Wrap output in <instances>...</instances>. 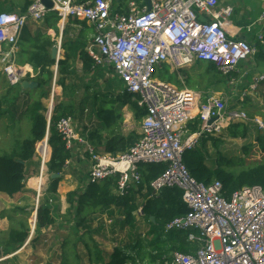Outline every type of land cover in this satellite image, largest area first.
<instances>
[{"label":"built area","instance_id":"1","mask_svg":"<svg viewBox=\"0 0 264 264\" xmlns=\"http://www.w3.org/2000/svg\"><path fill=\"white\" fill-rule=\"evenodd\" d=\"M219 1L151 0L149 10L144 2L131 0L129 12L119 14L113 11L114 0L81 4L51 0V9L34 0L23 14L0 13V73L11 88L27 80L15 62L23 31L29 23H40L56 13L62 25L77 20L92 27L94 34L86 51L95 68H111L125 92L140 97L139 106L147 112L141 122L142 137L121 156L97 154L78 136L71 116L60 118L56 130L67 151H74L78 144L89 154L90 184L118 176L115 193L119 198L143 185L142 166H167L150 188L157 195L164 190H180L190 213L169 222L165 231L184 233L196 248L191 253L174 251L151 264H264V188L244 187L227 199L220 182L200 183L184 164L185 154L197 149L202 140L220 139L235 125L258 126L264 135V122L241 108L230 110L218 95L179 89L157 79L158 69L165 64L177 71L197 62L212 63L228 77L256 55L257 50L246 39L230 32L234 7H220ZM256 1L262 4V12L246 28L248 33L256 24L264 23V0ZM55 77L48 110L56 95ZM255 81H264V76L257 75ZM228 83L234 86L235 80ZM257 92L258 85L252 84L251 92L244 91L241 100ZM40 148L47 147L39 143L43 179L46 162ZM42 191L40 186L39 202Z\"/></svg>","mask_w":264,"mask_h":264},{"label":"trees","instance_id":"2","mask_svg":"<svg viewBox=\"0 0 264 264\" xmlns=\"http://www.w3.org/2000/svg\"><path fill=\"white\" fill-rule=\"evenodd\" d=\"M33 3L29 1L24 12ZM48 18L54 19L56 22L53 28L57 34L59 29L56 24L59 22L57 14L53 13ZM86 26V23L82 22ZM25 31V30H24ZM26 34V32H24ZM22 37V36H21ZM81 42L79 47L80 60L83 63V72L85 75L92 73L94 70V62L88 55L85 47L84 35H80ZM22 39V38H21ZM33 42L32 50L29 52L30 57L28 64H30L35 71V76L27 80L34 81L38 87L34 90L37 92V98L30 103L24 110L23 117L32 121L31 137L22 142L20 147H16L12 153H5L0 155V194L9 198L22 195L27 190L28 181V167L36 157V145L45 140L48 135V145L51 150V157L47 163L49 173L62 175L66 161L70 158V152L66 150L65 144L56 130V124L62 117L73 116L75 108L78 109L80 103L78 102V92L84 84L75 77L76 70L70 66L71 58L66 56L64 60L58 62V81L57 85L63 89V96L67 102L65 104L56 103L53 110L51 121L48 122L46 113L48 109L42 103L43 99H47L50 89L53 85L54 72L51 70L56 62L51 59L50 50L55 45L51 39L38 35L36 38L30 39ZM66 28L63 33L62 48H66ZM262 47V46H261ZM263 49V48H262ZM263 51V50H262ZM260 51V54L262 53ZM158 79L170 84H176L182 87L180 80H184L183 87L191 90H208L213 89L214 86L223 84V75L217 70L212 63L199 62L194 68H186L182 70H175L171 72L168 65H163L157 71ZM210 87V88H209ZM88 89V88H87ZM86 89V91H87ZM216 90V89H214ZM219 91V90H218ZM217 91V92H218ZM140 97L136 94L119 95L112 103L119 104L120 108L128 106L133 112L137 121H141L146 115V110L139 106ZM77 106V107H76ZM113 108L102 109L99 114V120L103 122L104 128L107 130L113 129L119 122L122 121V115L117 114ZM77 117V116H76ZM15 120V119H11ZM228 133L232 139L248 138V129L243 125L231 126ZM92 134V138H94ZM113 141L112 143H114ZM207 140H204L202 146ZM111 143V144H112ZM116 144V143H115ZM200 146V148L202 147ZM255 147V145H253ZM256 146L260 151H251V148H245L244 157H234L232 159L221 158L219 161L215 160L209 165L208 157L206 159L205 150L195 149L187 152L184 156V164L189 170L191 176L198 182L204 184H211L213 182H220L223 186V193L229 199L235 192L244 187L260 186L264 188V138L258 137ZM110 147V146H109ZM41 150V148H40ZM49 150V156H50ZM112 150L119 151L113 148ZM256 152V154H255ZM258 156L262 159H258ZM115 157V156H114ZM207 160V161H206ZM167 169L166 165H149L142 166L141 173L143 177V185L138 189L139 191H131L125 198L117 197L115 191L117 189L118 176L109 178L103 182L90 184L88 183L84 192H76L68 195V201L71 205L74 204V195L78 196L79 214H99L104 215L110 212L113 207L119 209L120 214L129 226L135 223V213L139 210L137 204V194H142L143 189H146L144 194V204L141 212L143 217L151 226V234L160 235V241H152V248L154 252H158L157 256L152 257V262L161 260L162 256L167 252L179 251L181 253H191L196 245L187 241L184 233L181 232H166V225L176 218L186 216L190 213L186 203L183 200V193L178 189L164 190L161 194H154L150 188V183L160 177ZM61 177L58 179L50 178L51 185L46 195L56 194ZM47 198L40 199V206L37 210V222L35 235L38 236L42 230L50 228L54 225L51 218V208L49 207ZM154 218V222L151 218ZM85 219L81 222L83 223ZM21 228H12L8 232L7 239L0 243V249L3 251L4 257L10 256L17 252L28 240L30 236V229L22 226ZM147 243H142L140 240L132 239L124 246H117L110 254L109 260L106 261L100 256L97 257L99 264H138L144 263L147 259ZM151 246V245H150Z\"/></svg>","mask_w":264,"mask_h":264},{"label":"crops","instance_id":"3","mask_svg":"<svg viewBox=\"0 0 264 264\" xmlns=\"http://www.w3.org/2000/svg\"><path fill=\"white\" fill-rule=\"evenodd\" d=\"M34 1V0H0V13L2 12H7V13H16V14H23L24 9L26 8L28 2ZM75 3L81 4L88 2L90 0H74ZM131 0H114L113 4V11L115 13L119 14H127L129 12V2ZM139 3H143L147 6L145 0H138ZM226 5H231L234 7L235 14L234 16L230 19L232 25L229 26L230 32L233 34L237 33V37L246 39L255 49L259 46L264 47V23H258L255 25L253 28V31L251 33H248L246 31V28L252 24H254L260 17L261 12H262V4L259 1L256 0H220L219 1V6L224 7ZM148 7V6H147ZM54 19L51 18H46L44 21L40 23H29L28 26L25 28V33L22 34V39H20L19 46H18V52L15 56V62L16 65L19 67L20 70L26 73L27 77L33 78L35 76V71L33 70L32 66L28 64V59L30 57V51L32 50V45L33 42L30 41V39L36 38L38 35H41L42 37H47L51 39L52 42H55V45L52 47L50 50V56L52 59V50L55 46H59L61 44V47L59 48V53H58V60L56 61V65L51 68V70L56 72V95L54 102L56 103L58 101H61L64 99L63 96V89L61 86L57 85L58 81V62L60 60H64L66 56L71 58L70 61V66L72 69L76 70L75 77L80 80L81 84H84L83 87L81 88V91L86 90H98L102 88L101 86L103 85V79L105 78L106 80L109 79L112 74H114V71L111 68L105 67L103 68H94L92 73H89L88 75H85L83 72V63L80 60V50L81 48L79 47L81 38L80 35H84V40L83 42L85 43L84 49L87 48L89 42L92 39V36L94 34L93 28L90 27L88 24L82 25V22L77 21V20H69L65 22L64 25H62L60 22L56 24V26L59 29V33L57 34L56 30L53 28L55 25ZM85 23V22H84ZM66 28V48H62V42H63V33ZM237 28L240 29V31L237 32ZM244 30L247 32V34H250L248 37L245 35ZM259 36L263 37V41L259 40ZM71 37V38H70ZM260 55H264V50ZM258 59V58H257ZM53 60V59H52ZM199 63V62H197ZM195 63L194 65H196ZM56 69V70H55ZM191 69V68H189ZM55 74V73H54ZM264 74V73H263ZM115 75V74H114ZM260 75V74H257ZM256 75V76H257ZM255 76V77H256ZM117 78V76L115 75ZM118 80V81H117ZM29 81V80H28ZM54 81V79H53ZM120 80L117 78L116 80H110L106 84L108 87L107 90H110L112 82H118L120 86L116 89L119 95H123L125 90L123 83L119 82ZM4 86H7L8 93L5 94V88ZM19 91L14 92L15 88H11L4 75L0 73V95H4V98L11 97L12 102H15L18 99H20L21 104H24L25 109L27 106L32 103V101L35 100V97L37 96V92H34L35 89L33 90H28L24 91L21 86H19ZM113 89V87H111ZM51 90V89H50ZM106 90V91H107ZM80 91V92H81ZM104 92H101L103 94ZM96 95V98L94 97L91 99L87 105L81 104V106H78L77 111L79 108L85 109L86 112L88 113L87 118L89 121L87 123H84L81 121V127H78L77 125V117H80L77 115L74 121V128L78 134V136L86 139L90 145L93 147L94 151L99 154V155H109V156H121L124 154L126 151H128L132 146H134L138 141H140L142 137V132H141V122L136 120L133 112L128 108V106H124L120 108L119 104L113 105L112 103L116 100V98H111L109 101H105V104L110 106L109 108H113V110H116L118 113L122 115V121L119 122L116 126H113V129L110 131L104 128L103 122L99 120L98 114L102 110L99 109V112H93L91 113V106H99L98 101L100 99V95ZM51 93L49 92V96ZM48 96V98H49ZM61 96L60 100L59 97ZM47 98V99H48ZM49 104L51 102V96L49 99ZM7 100H3L0 102V126L5 125V129L7 128V122L10 118L15 119L18 115L20 117L23 116L22 111H18L17 106H8L9 104L5 103ZM45 99L42 100V103L45 105V107L48 109L49 104L48 101H46L47 105L45 104ZM3 103V105H2ZM61 103V102H58ZM87 106V107H85ZM77 107V106H76ZM107 108V109H109ZM22 109V108H21ZM24 109V110H25ZM105 109V108H103ZM81 113V112H79ZM82 115V113H81ZM73 118V116H71ZM92 118H94V122H91ZM135 122L140 123V127L135 126ZM93 129V130H90ZM94 138H92V134H94ZM16 137L18 135L11 136L10 139L16 140ZM1 140V138H0ZM115 141L114 143H112ZM112 143V144H111ZM116 143V144H115ZM110 146V147H109ZM115 148V150L118 148H121L119 151H114L112 150ZM83 151L81 150L80 145L76 144L74 147V151L70 152V158L68 159L69 164L64 166L63 169V174L61 175V181L59 183L57 193L56 194H48V204L50 203L49 207L51 208V218L54 221V225L51 226L50 228L42 230V232L36 236L34 232V240L33 237L29 240L26 241V243L14 254L10 255L7 260H10L11 258L14 257H20L23 254H29L32 251L33 245L36 243H39L41 245L48 244V245H53L56 246L59 245L65 250L66 244L69 242L70 245L72 244V241L74 238H77V242L75 244L79 245L81 244L82 247L83 245H89V242H92V245H97L99 246L98 249H101V245L98 243V238H102L107 242V244H110L109 240V231L111 230L110 225L114 223L117 224L116 226H121V229H125L124 233L126 235L132 231L133 234H135L137 228L135 226L138 224L137 223V218L135 217V223L132 226H129L125 223L123 220L119 209L116 207H113L112 210L108 213L103 215L107 216V232H105L104 236H100L99 232V227L96 224L97 220H99L100 216L99 214H86V213H81L79 214V211L76 209V203L71 205V203L68 201V195L71 194L74 191H79V192H84L87 184L89 183V171H90V156L88 153H86V150L82 148ZM3 148L0 147V153L2 152ZM43 156L45 157V162L47 160H50L51 157V150H50V156H49V148L46 150H43ZM49 162V161H48ZM47 165V164H46ZM46 172L48 173V169L46 167ZM52 175L53 173H49ZM47 176V175H46ZM44 175L43 179L42 178H33L36 179L32 181L33 179H30L27 183V187L31 189L32 191H37V189L40 186H43V190L46 192L50 188L51 181L49 178H47V184H45V177ZM51 178V177H50ZM49 179V180H48ZM31 181L34 182L31 185ZM139 189V188H138ZM138 189H134L133 191H139ZM144 194H146V189H143L142 194H137L136 198L138 199L137 204L139 202H142V205L144 204ZM46 195V193H45ZM1 197H6L4 195H1ZM144 196V197H143ZM143 197V198H142ZM9 198V197H8ZM41 199V198H40ZM54 201L57 206H54ZM69 203V205L67 204ZM53 203V204H52ZM59 205V207H58ZM142 205L139 206L142 208ZM142 211V210H141ZM74 213V218L76 219L73 220V217L71 218L70 215ZM137 213V212H136ZM135 213V214H136ZM117 215L119 218H117ZM143 215V214H142ZM66 217L64 218L62 217ZM80 218V219H79ZM85 221L81 223L83 220ZM118 220V222L115 223V221ZM5 223L6 221L3 220ZM3 221H0V232L7 231L8 228H5V224ZM145 221V218L144 220ZM83 228H86V232L89 230H93L90 234L86 235L84 231H80ZM144 228V227H143ZM117 231L119 229H116ZM75 231V232H73ZM146 232H149L151 234V226L149 223L147 224V230ZM74 234V236H73ZM125 235V236H126ZM73 236V238H72ZM98 237V238H97ZM87 238L85 241L84 239ZM124 238V237H123ZM29 239V238H28ZM133 239V238H132ZM131 239V240H132ZM129 241H124L122 240L120 243L124 246ZM123 242V243H122ZM92 247V246H91ZM117 247V246H116ZM114 250V247L112 248V251ZM195 250V249H194ZM112 253V251L107 250ZM108 254V256H110ZM2 256H4L3 251H2ZM109 258V257H108ZM108 258L106 260H108ZM6 260V261H7Z\"/></svg>","mask_w":264,"mask_h":264},{"label":"rangeland","instance_id":"4","mask_svg":"<svg viewBox=\"0 0 264 264\" xmlns=\"http://www.w3.org/2000/svg\"><path fill=\"white\" fill-rule=\"evenodd\" d=\"M244 33L245 35H247V37L250 35V34H247L245 30H244ZM256 50H257L256 55L250 58L248 61L242 62L239 66H237L234 73H232L228 77L222 76L224 79L222 85L219 84L217 86H214L213 89H208V90L202 89V90H193V91H196L199 93H211V94L218 95V97H221L224 101H227V104L230 110L241 108L244 111H246L249 114V116L253 118L258 117L264 122V81H261L259 83L255 81V76L257 74H260V76H264L263 74L264 73V55H260V51L264 50V47H261L258 45ZM195 66L196 65H193L190 68H194ZM172 71H175V70L171 69V72ZM54 73L56 74L55 71ZM116 79L117 78L115 77V75L112 74V76L109 79L106 80L104 78L102 80L103 85L101 86L102 88H100L99 91L98 90H93V91L84 90V91L78 92L77 99H78V102L80 103V106L81 104L87 105V103H89L91 99H93L94 97L96 98V95H99L101 94V92H104L103 94L100 95V99L98 101L99 106H94V105L91 106V113L99 112L100 111L99 109L101 108L102 109L109 108L110 106L109 105L107 106L105 104V101H109L111 98H116L119 95L116 89L120 86V84L118 82H112L111 87H113V89L110 87V90H107L108 87H106L107 86L106 84L108 83V81L116 80ZM157 79H158V75H157ZM231 79L235 80L234 86H231L228 83ZM180 82L182 83L181 84L182 87H179L176 84H172V85L176 86L179 89L187 88V87H183L184 85L183 79L180 80ZM252 84L258 85V92L254 96L243 97V100H241V94H243L244 91H247V93L251 92ZM4 88H5V94L8 93L7 91L9 87L7 88V86H4ZM19 88L20 87L18 86L16 89H14V92L19 91ZM50 93H51V90H50ZM69 96L70 95L68 94V96H65L64 99L58 102L65 104V102H67L66 98ZM37 97L38 96H36L35 99ZM60 98L61 96L59 97L58 100H60ZM49 99H50V96L48 99H45L46 101H48V104L50 101ZM3 100H7L5 103L6 104L8 103L9 104L8 106H11V105L17 106L18 111L21 110L22 113L24 114V109L26 106H24V104H21L20 99L17 98L15 102H12L13 100H11V97H8L5 99L4 95L1 94L0 102ZM46 101H45V104L47 105ZM55 105H56V101L54 102V106ZM79 112H81L82 115ZM77 115L80 116V117H77L78 127L82 126L81 121L84 123H87L89 121V119L87 118L88 113L86 112V108L85 109L79 108L78 111L75 108L74 117L76 118ZM74 117L73 119L75 120ZM94 120L95 119L92 118L91 122H94ZM135 126L137 128L140 127V123L135 122ZM31 128H32V121H30V119L24 118L23 116L20 117V115H18L15 118V120H12V121L9 118L6 129H5V125L0 126V138H1L0 147L3 148L0 155H3L5 153H12L16 147L17 148L20 147L24 140L29 139L31 137ZM247 129H248V138L245 140L232 139L228 133L229 129H227L220 139L213 138V139L207 140V142L204 144V147L202 146V143L204 140H202L199 146L197 147V149H199L200 151L203 149L205 150L207 154H205L204 156L207 155L206 159L208 157L209 165H211L210 164L211 162H214L215 160L219 161L221 158L232 159L234 157H238V158L244 157L245 148H251V151H254V148H256L255 150L260 151L259 147L256 146V140L258 137L264 138V135L262 134L258 126L251 125ZM90 130H93V129L90 128ZM14 135H18V137H16V140L10 139L11 136H14ZM253 145H255V147ZM200 146L202 147L200 148ZM38 147H39V143L36 145V157L34 159V162H32V164H30L28 167V181L33 178H40V175H41L42 161L38 153ZM43 150L44 148H41L40 150V154L42 156L44 155ZM262 158L263 156L262 157L258 156V159H262ZM48 161L49 159L47 160L46 164L48 163ZM46 167L47 165L45 166V170H46ZM45 176H46L45 177L46 180H45L44 185L46 186V184L49 182V181L47 182V178L50 179L51 175L49 174V172L48 173L46 172ZM34 180L36 179H33L32 181ZM32 181H31V185L34 183ZM33 186L35 185L33 184ZM76 192H79V191H74L71 194L76 193ZM45 193L47 192L43 190L42 191L43 195L41 196V198L43 199L48 198V196L45 195ZM73 197H74V203H76V209H77L78 196L74 195ZM37 199H38L37 191L34 192L28 187L24 194L16 196L14 198L0 196V221L5 220L6 223L3 221L5 224V228L6 229L8 228L7 231L0 232V243H2L4 240L7 239L8 232L10 229L21 228L20 226L22 223H23L22 226L30 229V236L27 241H29L34 236L36 227H34L33 221H34V217L37 211V207L39 208L40 206V202L38 204ZM49 202L51 203V201ZM50 203L49 205H51ZM67 204L69 205L68 202ZM138 205L141 206L142 202H139ZM54 206H57L55 201H54ZM70 216L71 218L73 217V220L76 221V219L74 218V213ZM99 216L100 218L99 220H97L96 224L99 227V232H100L99 235L104 236L105 232H107L106 220L108 217L107 216L103 217V215H99ZM135 217L137 218V223H138L135 226V228H137L135 229L136 230L135 234H133V232L130 231L126 235L124 231L127 228H125L123 231V229H121V226H116L117 224H115L114 226V223H113L112 225H110L111 230L109 231L110 244H107V242L103 240L102 238L97 237L99 245L102 246L101 249H98L99 246L97 245H92V242H89V245H83V247L81 244L77 245L75 244L78 240L77 238L73 239L71 245L68 242L65 246V250H63V248L57 244L56 246H54V244L53 245H48V244L41 245L39 243H36L35 245H33L31 253L29 254L25 253L20 257H14V258H11L10 260L0 262V264H99L97 262L98 260L97 257L100 256L102 259L106 260L108 257H110L108 256L110 252L107 250L112 251L113 247L115 248L116 246H123L120 243L122 240L129 241L132 238L136 240H140L142 243L148 244L145 250V253H147L148 255H147V259L145 260L143 264L154 263L152 262L151 256L153 254L154 256H157L158 252L153 251L154 249L152 248L151 243L153 240H156L157 243L161 242L160 237H159L160 235L153 236V235H149V232H146L148 222L146 219L145 221H143L144 217L141 212V207L139 208L138 212L135 214ZM62 218H64V220L66 219V217H62ZM117 218H119L118 215H117ZM116 222H118V220H116L115 223ZM116 229H119V230L117 231ZM80 231H84L85 233H87L86 235H88L93 230L91 229L88 232H86V228H83ZM34 238L35 237H33V240ZM86 239L87 238H85L84 241ZM172 252H167V254L165 255H169ZM137 263L142 264L140 263L139 260H137Z\"/></svg>","mask_w":264,"mask_h":264},{"label":"water","instance_id":"5","mask_svg":"<svg viewBox=\"0 0 264 264\" xmlns=\"http://www.w3.org/2000/svg\"><path fill=\"white\" fill-rule=\"evenodd\" d=\"M42 3L49 9H51L53 7V3L51 2V0H41ZM149 10L151 9V0H145ZM58 53H59V47L58 46H55L52 50V59L53 61H57L58 60ZM57 66V65H56ZM56 70V69H55ZM38 87V84L34 81H28V80H24L21 84V88L24 90V91H28V90H33V89H36ZM54 104L53 106H51L50 110L47 111L46 113V116H47V119H48V122L51 121V118H52V115H53V110H54ZM213 121H211L212 123ZM43 144H45V146L47 148H49V145H48V135L46 136L45 140L43 141ZM61 176L58 175V174H52L51 175V178L52 179H58L60 178ZM38 202H39V198L37 199ZM154 218L152 217L151 218V221L154 222ZM36 222H37V211H36V214H35V217H34V227H36ZM9 256H2V250L0 249V262H3V261H6L8 259Z\"/></svg>","mask_w":264,"mask_h":264},{"label":"bare ground","instance_id":"6","mask_svg":"<svg viewBox=\"0 0 264 264\" xmlns=\"http://www.w3.org/2000/svg\"><path fill=\"white\" fill-rule=\"evenodd\" d=\"M19 68V67H18Z\"/></svg>","mask_w":264,"mask_h":264}]
</instances>
